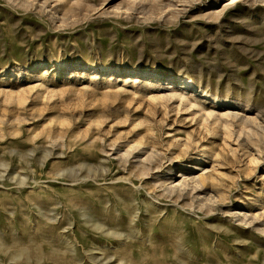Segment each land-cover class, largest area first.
I'll list each match as a JSON object with an SVG mask.
<instances>
[{
    "label": "rangeland",
    "instance_id": "obj_1",
    "mask_svg": "<svg viewBox=\"0 0 264 264\" xmlns=\"http://www.w3.org/2000/svg\"><path fill=\"white\" fill-rule=\"evenodd\" d=\"M104 259L264 264V0H0V264Z\"/></svg>",
    "mask_w": 264,
    "mask_h": 264
},
{
    "label": "bare ground",
    "instance_id": "obj_2",
    "mask_svg": "<svg viewBox=\"0 0 264 264\" xmlns=\"http://www.w3.org/2000/svg\"><path fill=\"white\" fill-rule=\"evenodd\" d=\"M232 2H235V1H238V0H230ZM116 69V68H115ZM120 69V68H119ZM121 72H124L123 69H121ZM138 72H141V71H138ZM156 74L155 75H161L162 73L160 72H155ZM173 78V77H172ZM176 78V77H175ZM182 80V84H189L190 82V78L189 79H185V78H181ZM251 122V121H249ZM252 123V122H251ZM156 150L153 149L149 152H146L144 150V147H141V145H132L130 147L127 148L126 152L121 154L119 156V160L120 161H126V162H129L131 159H135L136 161H139L140 163H142L144 166H145V171H143L141 173V177L143 178V176L145 177V175H147L151 169H152V166H155V160H156ZM199 160V159H198ZM132 165V164H131ZM128 181H130V179H126ZM199 182H201L200 180H198ZM169 190V189H168ZM171 190H169L170 192ZM171 193V192H170ZM92 258L95 259V260H98V257H96V255L94 253H92ZM108 259H104V260H101L100 262L101 263H106Z\"/></svg>",
    "mask_w": 264,
    "mask_h": 264
}]
</instances>
